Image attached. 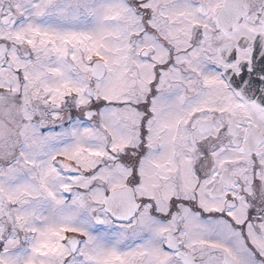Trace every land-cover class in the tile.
Wrapping results in <instances>:
<instances>
[{"label":"snow or ice","instance_id":"6c2138e0","mask_svg":"<svg viewBox=\"0 0 264 264\" xmlns=\"http://www.w3.org/2000/svg\"><path fill=\"white\" fill-rule=\"evenodd\" d=\"M0 264H264V0H0Z\"/></svg>","mask_w":264,"mask_h":264}]
</instances>
